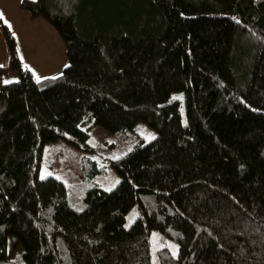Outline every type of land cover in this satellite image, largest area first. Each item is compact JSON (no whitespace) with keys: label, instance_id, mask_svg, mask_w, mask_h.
<instances>
[{"label":"trees","instance_id":"trees-1","mask_svg":"<svg viewBox=\"0 0 264 264\" xmlns=\"http://www.w3.org/2000/svg\"><path fill=\"white\" fill-rule=\"evenodd\" d=\"M68 64L37 79L0 18V264H264V0H21ZM145 121L123 154L91 136ZM110 160L119 183L42 178L47 142ZM102 151V152H101ZM88 177L102 171L86 154ZM135 211L134 221L127 217ZM23 251L9 257L8 235Z\"/></svg>","mask_w":264,"mask_h":264},{"label":"rangeland","instance_id":"rangeland-1","mask_svg":"<svg viewBox=\"0 0 264 264\" xmlns=\"http://www.w3.org/2000/svg\"><path fill=\"white\" fill-rule=\"evenodd\" d=\"M40 19V18H39ZM40 25V34L43 32H49V27L46 23L52 28L53 26L48 23L43 17H41ZM46 21V23L44 22ZM55 30V29H54ZM34 32L36 30H33ZM23 28L18 29L16 34L14 30L12 33L17 37L19 36L18 49L19 46L21 49H26L30 46L31 52L38 58L37 51L34 45L26 43L22 39ZM38 38V37H37ZM61 38V37H60ZM18 39V38H17ZM63 41V40H62ZM43 43L40 39V44ZM50 45V44H49ZM52 47V45H50ZM38 49H43V45L39 46ZM55 52L58 56L60 54V49L58 52L55 49ZM61 57V56H60ZM67 58V49L66 46H63L62 52V62H59L58 69L54 72H49L43 69L41 74L37 73L35 64L31 65L33 68L34 75L38 79H43L46 77H55L59 76L63 69L67 66L68 60L63 65L64 59ZM68 59V58H67ZM61 61V60H60ZM62 66V67H61ZM157 135L156 131L150 127L145 121H138L131 129L125 131L121 134H115L107 130L106 128L100 125H94L91 130L92 139L99 143L101 149L103 147L108 148L110 151L108 153H114L115 155L123 154L125 151L129 150L136 144V142L143 138L145 141L150 140L151 138ZM102 152V151H101ZM90 155L93 159L97 160L102 167V171L93 177H88L83 165L82 160L84 155ZM104 156V155H103ZM101 156L100 151L89 153L83 149L74 147L70 145L63 139L56 141L47 142L43 147L42 158L40 162V176L42 178L47 176H55L60 180L64 181L67 185H79V184H98L106 190L114 188L120 181V175L112 167L110 160ZM135 211L130 212L127 217V225L131 224L135 219ZM159 232L154 230L152 233V247H153V260L152 264H158L157 261V249L161 247H169L174 255H177L179 252L178 244L172 239H166L165 242L160 241L157 237ZM8 244H9V257L13 259L16 255L23 251V245L19 238L15 235H8Z\"/></svg>","mask_w":264,"mask_h":264},{"label":"crops","instance_id":"crops-1","mask_svg":"<svg viewBox=\"0 0 264 264\" xmlns=\"http://www.w3.org/2000/svg\"><path fill=\"white\" fill-rule=\"evenodd\" d=\"M21 0H0V13L3 14L2 19L10 27L11 30L17 34L20 27L23 28L22 36L26 43H30L35 46L38 54V58L31 52L30 46L26 49H21L19 46V52L22 58L25 59L27 64H35L37 73L41 74L43 69L54 72L58 69L59 62H62V52L64 41L57 31L52 29L46 21V25L49 27V32L46 31L40 34L41 18L33 20L28 11L21 9ZM33 30H36L35 32ZM15 34V35H16ZM16 37V36H15ZM38 37V38H37ZM18 38V39H17ZM19 36L16 37L17 43L19 42ZM40 39L42 42L40 44ZM52 47H50V45ZM43 45V49H38ZM60 49V56L55 52ZM61 60V61H60ZM67 58L64 59L63 65L66 63ZM0 66L2 68L5 81L10 82L17 79L16 74L9 68V49L2 29L0 28ZM62 67V66H61Z\"/></svg>","mask_w":264,"mask_h":264},{"label":"snow or ice","instance_id":"snow-or-ice-1","mask_svg":"<svg viewBox=\"0 0 264 264\" xmlns=\"http://www.w3.org/2000/svg\"><path fill=\"white\" fill-rule=\"evenodd\" d=\"M2 16H3V14L2 13H0V18H2ZM38 80H39V77H38ZM175 254V253H174Z\"/></svg>","mask_w":264,"mask_h":264}]
</instances>
